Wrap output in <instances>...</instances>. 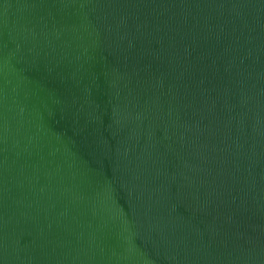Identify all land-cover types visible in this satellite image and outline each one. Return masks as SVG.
Listing matches in <instances>:
<instances>
[{
    "label": "water",
    "instance_id": "obj_1",
    "mask_svg": "<svg viewBox=\"0 0 264 264\" xmlns=\"http://www.w3.org/2000/svg\"><path fill=\"white\" fill-rule=\"evenodd\" d=\"M0 264H264V0H0Z\"/></svg>",
    "mask_w": 264,
    "mask_h": 264
}]
</instances>
